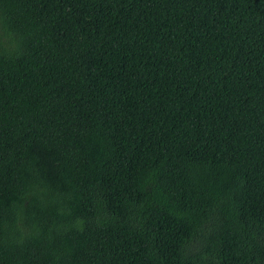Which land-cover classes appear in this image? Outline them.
Returning <instances> with one entry per match:
<instances>
[{"label": "trees", "instance_id": "16d2710c", "mask_svg": "<svg viewBox=\"0 0 264 264\" xmlns=\"http://www.w3.org/2000/svg\"><path fill=\"white\" fill-rule=\"evenodd\" d=\"M0 264H264V0H0Z\"/></svg>", "mask_w": 264, "mask_h": 264}]
</instances>
